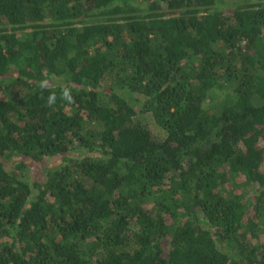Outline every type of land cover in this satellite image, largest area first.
<instances>
[{"label":"trees","instance_id":"16d2710c","mask_svg":"<svg viewBox=\"0 0 264 264\" xmlns=\"http://www.w3.org/2000/svg\"><path fill=\"white\" fill-rule=\"evenodd\" d=\"M263 164L264 0H0V264H264Z\"/></svg>","mask_w":264,"mask_h":264},{"label":"rangeland","instance_id":"374dc122","mask_svg":"<svg viewBox=\"0 0 264 264\" xmlns=\"http://www.w3.org/2000/svg\"><path fill=\"white\" fill-rule=\"evenodd\" d=\"M77 150H73V152L71 153V156H75ZM29 164L28 166V178L29 179H35V178H41L43 176L42 174V169H41V165L37 164V163H32L29 162L27 163ZM263 168H264V164H263ZM242 187V186H241ZM240 190H242V188H240ZM245 192V190H243Z\"/></svg>","mask_w":264,"mask_h":264}]
</instances>
